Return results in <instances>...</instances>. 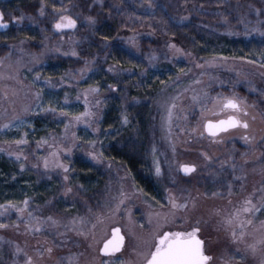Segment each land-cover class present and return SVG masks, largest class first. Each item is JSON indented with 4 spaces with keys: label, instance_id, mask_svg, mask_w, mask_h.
<instances>
[{
    "label": "rangeland",
    "instance_id": "obj_1",
    "mask_svg": "<svg viewBox=\"0 0 264 264\" xmlns=\"http://www.w3.org/2000/svg\"><path fill=\"white\" fill-rule=\"evenodd\" d=\"M157 1L174 10L188 0ZM256 1L257 5L247 3L240 30L218 33L232 52L240 53L218 54L206 62H194L179 47L172 48L173 44L142 57L139 61L146 65L138 71L104 65V61L97 66L95 61H79L76 28L57 31L54 24L60 17L38 33L36 42L31 36L14 39L7 51V40L0 41L4 44L0 49V155L16 166L18 176H9V185L20 180L11 190L0 182V224L6 225L0 228V264H27L29 258L32 264H106L117 257L123 264H142L130 230L147 235L152 227L149 218L155 224L157 214L170 211L176 213L175 223L165 230L190 231L198 226V235L208 237L203 241L211 264H251V253L236 251L244 245L233 241L225 219L248 197L258 206L264 203V106L259 109V101H264V0ZM27 20L28 25L34 24L31 17ZM3 23L8 27L0 28L1 32L10 26L4 18ZM33 43L40 44L38 53L32 49ZM132 53L140 58L138 48ZM56 57L64 64L58 77H54L58 64L50 63ZM77 59L81 66L75 65ZM98 73L104 76L95 77ZM106 74L115 79L133 75L140 83L124 80L117 88L105 83ZM161 75L156 90L138 91L150 88V77ZM113 87L116 96L108 95ZM94 88L98 91L92 92ZM127 88L130 99L126 98ZM224 98L241 102L243 111H221L219 101ZM77 105L81 110L73 113ZM143 105L151 113L142 135L148 143L147 161L139 173L109 160L104 149L123 129L124 118ZM85 112L92 115L82 116ZM228 115L249 127L207 137L204 123ZM43 116L49 119L35 128L31 121ZM83 130L86 134L79 135ZM20 140L27 142L17 144ZM56 162L69 171L56 167ZM183 165L194 166L195 171L185 174ZM78 178L88 186L82 210L63 200L77 197L67 189L70 180ZM169 193L188 208L171 209ZM255 215L258 224L264 220V208ZM116 226L126 238L125 247L112 257L101 256L102 242ZM236 231L239 233L238 228ZM246 240L252 242L250 236Z\"/></svg>",
    "mask_w": 264,
    "mask_h": 264
},
{
    "label": "trees",
    "instance_id": "obj_2",
    "mask_svg": "<svg viewBox=\"0 0 264 264\" xmlns=\"http://www.w3.org/2000/svg\"><path fill=\"white\" fill-rule=\"evenodd\" d=\"M247 3L258 4L256 0H188L173 10L164 1L157 0H8L0 2V12L3 13L4 20L10 24L7 31H0V41L7 40V51L10 48V41L14 39L31 36L36 42L38 33L45 32V29L60 17V10L67 8L60 14L70 15L77 21L74 36L78 40V48L81 52L79 61L86 60L90 63L95 61L96 66L104 61V65L119 68L131 67L133 71H138L146 65L143 61H139L142 57H147L148 53L159 52L165 45L173 44L189 55L188 57L194 62H206L218 54L236 56L240 53L239 50L232 52L229 44L225 42L226 38L218 33L238 31L242 28V18ZM41 8L44 15L40 14ZM21 17L24 18L22 23L17 24ZM29 17L32 18L33 25H28ZM37 44L33 43L31 47L38 53L41 47ZM3 47L4 44H0V49ZM134 47L138 48L140 58L132 53ZM78 59L75 65L81 66ZM50 63L58 64L54 67V70L58 72L54 73V77H58L64 69L62 66L64 64H59L58 57ZM103 76L100 73L95 75L99 79ZM105 76V83L115 84L117 88L118 84L122 86L121 82L124 80L140 83L133 75L127 79H120L121 77L115 79L109 74ZM161 79H163L162 75L152 76L150 80L148 79V84L151 81L154 82L152 86V82L150 83V88L143 87L137 90L141 93H147L149 89L156 90ZM133 89H131L132 95L135 94ZM128 92L127 88L126 98L130 99ZM110 94L116 96L114 87L109 88L108 95ZM259 103V109H262L264 101L261 100ZM80 110L81 106L77 105L73 113H78ZM148 111L146 105L134 108L133 115L127 118L123 129L115 134L114 139L110 140V144L104 149L109 160L124 163L139 173L147 161L148 143L142 135L150 124L151 112L148 113ZM46 119H49L48 116L38 117L31 123L35 125V128H40ZM78 134L85 135L86 131H80ZM83 139L87 141V137ZM15 168L13 162L0 155V182L6 184L7 189L10 190L12 186L15 187L20 183V180H17L15 185H9L11 181L8 177L18 176ZM69 183L71 192H74L77 197L70 196L69 199L63 200L66 204L69 202L71 207L82 210L84 204L81 202L82 198L87 196L86 187L88 186L79 178L70 180ZM52 209L63 210L61 207L54 208V206ZM90 216L95 217L94 214ZM200 236L205 243L208 241L205 234ZM1 250L3 252V249ZM211 263L212 260H209L208 264ZM251 264H261L260 256L254 257Z\"/></svg>",
    "mask_w": 264,
    "mask_h": 264
},
{
    "label": "snow or ice",
    "instance_id": "obj_3",
    "mask_svg": "<svg viewBox=\"0 0 264 264\" xmlns=\"http://www.w3.org/2000/svg\"><path fill=\"white\" fill-rule=\"evenodd\" d=\"M40 14L44 15L43 8L40 10ZM20 19H23L21 17ZM77 21L73 19L70 15H61L59 20L54 24V28L57 31H63L65 29H75ZM8 25L3 23V13H0V28H7ZM172 48H175V45H171ZM180 51L179 49H176ZM76 55L75 52L71 53ZM111 70V69H110ZM92 92L98 91V89H91ZM221 105V111L225 109H230L233 112L243 111L241 109V102L237 101L235 98H224L219 101ZM173 108L176 107L175 104L172 105ZM55 109H46V111ZM67 115V113H62ZM82 116L92 115L90 112H85L81 114ZM245 115L247 113L245 112ZM171 113H169V117ZM75 120L79 121L80 116L75 117ZM124 122L127 123V117L124 118ZM243 127L247 129L249 125L246 122H242L235 115H229L227 119L218 120L216 123L209 121L206 125L207 132L211 136H216L220 132L228 131L230 128ZM245 140L248 138L245 136ZM27 141L20 140L16 141L17 144L26 143ZM53 156L56 153L52 154ZM95 160L97 157L92 156ZM19 159V156H17ZM45 168L48 167V161H45ZM56 167L63 168L64 172H68L69 169L56 162ZM23 169V165H21ZM182 170L185 174H190L195 171L194 166L183 165ZM157 174H159L160 169L157 167ZM65 180L68 179V176L64 177ZM72 189L68 188L67 191L70 192ZM264 200V197H262ZM123 201H121L122 203ZM168 203L171 205V209L184 208L187 209L188 205L186 203L178 204L176 203V198L169 193ZM231 203V201H230ZM24 204L27 205V201H24ZM195 204L193 203V208ZM261 208H264V203H261L259 206L253 204L252 198L248 197L243 202L242 205L238 208H235L233 213L225 219V223L231 228V236L234 242L238 244H243L244 248H237V252L245 251L251 253L253 257H256L258 254L261 257V264H264V220H259L257 224L258 217H256V212H259ZM23 211V210H21ZM29 215H31L29 213ZM51 219V218H50ZM176 213L175 211H170L167 214H157L156 223L153 224L152 218H149V225L152 227L149 229L148 234L137 235L134 231L130 230V235L133 236L137 241L136 249L137 255L142 258V264H208V261L212 258L205 254L204 241L199 238L200 228L198 226H193L191 230H165L169 223H175ZM182 219H187L182 217ZM129 223L131 224V213H129ZM197 225L199 221L196 222ZM6 227V225L0 224V228ZM143 229L144 225H140ZM252 228V232H249L248 229ZM239 229L237 233L236 229ZM251 237L252 242L249 243L246 240V237ZM125 247V236L121 234L120 227H114L111 230V238L106 239L103 242V247L100 251L105 255L112 257L116 253H119ZM19 251V249H17ZM49 253L52 252V248H48ZM241 256V260H243ZM27 264H32L31 258L27 261ZM106 264H123L119 260V257L115 261H108Z\"/></svg>",
    "mask_w": 264,
    "mask_h": 264
},
{
    "label": "water",
    "instance_id": "obj_4",
    "mask_svg": "<svg viewBox=\"0 0 264 264\" xmlns=\"http://www.w3.org/2000/svg\"><path fill=\"white\" fill-rule=\"evenodd\" d=\"M228 117H226V118H220V119H217V120H207L205 123H204V132H205V134L206 135H208V136H211V135H209V133L207 132V129H206V125H207V123L209 122V121H211V122H213V123H216L218 120H221V119H227ZM230 129H234V128H230ZM229 129V130H230ZM224 132H227V131H223V132H220L219 134H221V133H224ZM218 134V135H219ZM217 136V135H216ZM212 137V136H211ZM116 227H119V226H116ZM114 228V227H113ZM112 228V229H113ZM111 229V230H112ZM111 230H110V236L107 238V239H109V238H111ZM121 234H123L122 233V230H121ZM200 238V237H199ZM201 239V238H200ZM104 242V241H103ZM103 242H102V245H101V247H100V249H102V247H103ZM99 253H100V255L101 256H105L100 250H99ZM207 255V254H206Z\"/></svg>",
    "mask_w": 264,
    "mask_h": 264
},
{
    "label": "flooded vegetation",
    "instance_id": "obj_5",
    "mask_svg": "<svg viewBox=\"0 0 264 264\" xmlns=\"http://www.w3.org/2000/svg\"><path fill=\"white\" fill-rule=\"evenodd\" d=\"M6 2H7V1H6ZM0 13H1V12H0ZM228 116H229V115H228ZM226 117H227V116H226ZM226 117H225V118H226ZM221 118H224V117H221ZM219 119H220V118H219Z\"/></svg>",
    "mask_w": 264,
    "mask_h": 264
}]
</instances>
